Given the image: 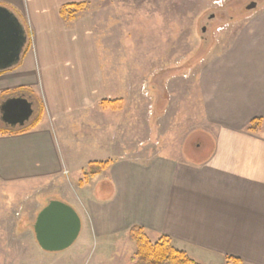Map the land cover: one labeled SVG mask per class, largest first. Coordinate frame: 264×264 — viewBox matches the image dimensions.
Returning a JSON list of instances; mask_svg holds the SVG:
<instances>
[{
  "label": "crops",
  "instance_id": "obj_1",
  "mask_svg": "<svg viewBox=\"0 0 264 264\" xmlns=\"http://www.w3.org/2000/svg\"><path fill=\"white\" fill-rule=\"evenodd\" d=\"M70 4L85 2L0 0L32 37L19 64L0 75V96L21 90L43 108L34 129L0 135V175L9 181L78 175L84 167L66 157L67 138L77 136L73 127L90 128L103 101L122 99L101 53L95 18L86 10L63 18L61 9ZM244 28L231 49L212 58H227L221 65L201 70L205 114L214 128L205 158L191 161L165 145L148 160L133 150L110 159L93 199L77 210L89 217L87 235L90 230L95 238L112 239L140 226L149 235L169 237L200 264H229L228 258L264 264V20ZM256 120L260 129L250 131Z\"/></svg>",
  "mask_w": 264,
  "mask_h": 264
},
{
  "label": "rangeland",
  "instance_id": "obj_2",
  "mask_svg": "<svg viewBox=\"0 0 264 264\" xmlns=\"http://www.w3.org/2000/svg\"><path fill=\"white\" fill-rule=\"evenodd\" d=\"M83 1L82 10L96 20L98 44L117 79V95L123 105L119 110L101 107V112L115 113L112 116L96 109L90 128L73 127L77 143L67 138L71 145L66 157L69 163L84 167L78 175L70 171L68 178L66 171L65 175L26 176L19 181L0 175V264H138L137 246L129 234L99 239L89 230L87 235V226H91L83 210L79 214L84 219V233L79 240L63 252L46 253L35 238L37 216L51 200H67L80 210L93 199L99 177L106 170L92 175L95 165L127 157L131 150L148 160L167 145L185 159L198 162L205 158L213 147L210 130L214 128L205 114L201 70L221 65L227 58H212L231 49V41L248 23L264 20V0ZM254 3L256 7L249 9ZM27 31L32 40L29 27ZM231 63L232 67L236 62ZM10 95L0 96V135L13 128L2 121L1 113ZM11 96L31 100L34 114L27 124L31 125L41 113V103L24 91ZM101 192H107L106 186ZM146 234L153 243L161 238Z\"/></svg>",
  "mask_w": 264,
  "mask_h": 264
},
{
  "label": "water",
  "instance_id": "obj_3",
  "mask_svg": "<svg viewBox=\"0 0 264 264\" xmlns=\"http://www.w3.org/2000/svg\"><path fill=\"white\" fill-rule=\"evenodd\" d=\"M256 7L252 4L249 9ZM27 36L19 19L0 6V72L17 66L21 60ZM2 121L10 127L24 126L34 114L32 103L19 97L3 103ZM82 220L77 211L65 202L51 200L37 216L34 233L39 247L47 253H60L79 239Z\"/></svg>",
  "mask_w": 264,
  "mask_h": 264
},
{
  "label": "trees",
  "instance_id": "obj_4",
  "mask_svg": "<svg viewBox=\"0 0 264 264\" xmlns=\"http://www.w3.org/2000/svg\"><path fill=\"white\" fill-rule=\"evenodd\" d=\"M85 4H70L65 5L61 9V16L63 18L72 19L77 11L82 10L85 7ZM30 41L25 49V51L29 49ZM9 71V70H8ZM7 71L0 72V75ZM21 91V90H20ZM23 92V91H21ZM19 94V93H18ZM17 95V94H15ZM123 105L122 100H114L109 101L105 100L101 103V107L104 110H119ZM43 108L41 109V113L36 118V120L31 125H25L19 129H5L1 132L2 135L8 134H21L27 131L34 129L40 122L41 115L43 114ZM261 120H256L251 124L249 128L250 131L256 132L260 129ZM95 169H92V175H97L100 172L107 169L109 163H103ZM100 168V169H98ZM129 238L132 243L137 246V254L136 258L138 259V264H200L189 257H187L186 253L176 249L172 245V241L169 237H161L157 242H151L145 232V230L140 226H133L129 231ZM229 261L233 262V264H241L240 260L228 258Z\"/></svg>",
  "mask_w": 264,
  "mask_h": 264
},
{
  "label": "flooded vegetation",
  "instance_id": "obj_5",
  "mask_svg": "<svg viewBox=\"0 0 264 264\" xmlns=\"http://www.w3.org/2000/svg\"><path fill=\"white\" fill-rule=\"evenodd\" d=\"M24 32H25V30H24ZM25 34H26V32H25ZM27 36V35H26Z\"/></svg>",
  "mask_w": 264,
  "mask_h": 264
}]
</instances>
